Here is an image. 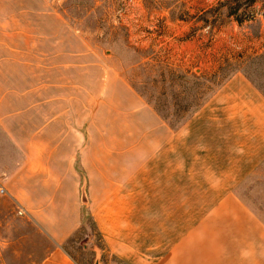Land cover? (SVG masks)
<instances>
[{
    "label": "crops",
    "instance_id": "1",
    "mask_svg": "<svg viewBox=\"0 0 264 264\" xmlns=\"http://www.w3.org/2000/svg\"><path fill=\"white\" fill-rule=\"evenodd\" d=\"M2 16L0 143L16 156L4 152L0 187L23 213L61 244L87 210L127 264H264V211L250 188L264 164V95L245 75L215 95L210 124L174 129L135 99L136 119L96 141L84 122L65 119L62 95L33 99L42 86L32 85V65L62 55H42L40 45L61 42V17L47 30Z\"/></svg>",
    "mask_w": 264,
    "mask_h": 264
},
{
    "label": "rangeland",
    "instance_id": "2",
    "mask_svg": "<svg viewBox=\"0 0 264 264\" xmlns=\"http://www.w3.org/2000/svg\"><path fill=\"white\" fill-rule=\"evenodd\" d=\"M233 5L231 0H0V16L3 21V14H16L17 23L47 30L57 22L55 13L61 17V42L40 45L42 55H62L32 65V85L42 86L33 99L54 103L51 95H62L65 119L84 122L101 141L121 135L120 125L136 119L135 99L174 129H186L198 119L210 124L215 95L236 73L264 95V0L242 7L241 22L230 14ZM12 147L0 143V162L8 149L16 156ZM247 185L242 194L250 198ZM250 188L264 211V164ZM20 210L0 194V264H94L97 255L101 264L124 263L109 252L89 211L77 233L59 244Z\"/></svg>",
    "mask_w": 264,
    "mask_h": 264
},
{
    "label": "trees",
    "instance_id": "3",
    "mask_svg": "<svg viewBox=\"0 0 264 264\" xmlns=\"http://www.w3.org/2000/svg\"><path fill=\"white\" fill-rule=\"evenodd\" d=\"M257 0H231V2L234 4L231 9H230V14H236L237 15V20L238 21H243V14H239L238 12L241 10L242 7L244 6H249L252 3H254ZM87 212V210H85V213ZM95 226H97L96 222L94 221V219L92 218ZM123 264H127V263H123Z\"/></svg>",
    "mask_w": 264,
    "mask_h": 264
},
{
    "label": "water",
    "instance_id": "4",
    "mask_svg": "<svg viewBox=\"0 0 264 264\" xmlns=\"http://www.w3.org/2000/svg\"><path fill=\"white\" fill-rule=\"evenodd\" d=\"M82 191H83V198L86 200L87 194H86V185H85V183L83 184ZM94 264H101V257L99 255H97Z\"/></svg>",
    "mask_w": 264,
    "mask_h": 264
},
{
    "label": "built area",
    "instance_id": "5",
    "mask_svg": "<svg viewBox=\"0 0 264 264\" xmlns=\"http://www.w3.org/2000/svg\"><path fill=\"white\" fill-rule=\"evenodd\" d=\"M0 194H6V190L3 187H0ZM20 213H23V211L20 210Z\"/></svg>",
    "mask_w": 264,
    "mask_h": 264
}]
</instances>
